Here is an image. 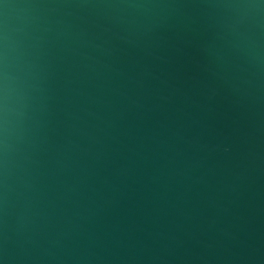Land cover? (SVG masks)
Instances as JSON below:
<instances>
[{
  "label": "water",
  "instance_id": "water-1",
  "mask_svg": "<svg viewBox=\"0 0 264 264\" xmlns=\"http://www.w3.org/2000/svg\"><path fill=\"white\" fill-rule=\"evenodd\" d=\"M0 264H264V0H0Z\"/></svg>",
  "mask_w": 264,
  "mask_h": 264
}]
</instances>
